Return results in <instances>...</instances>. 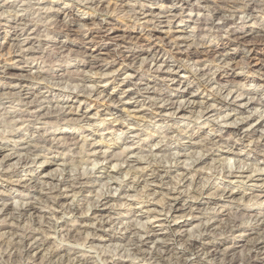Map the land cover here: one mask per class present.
Returning <instances> with one entry per match:
<instances>
[{
	"label": "clouds",
	"instance_id": "1",
	"mask_svg": "<svg viewBox=\"0 0 264 264\" xmlns=\"http://www.w3.org/2000/svg\"><path fill=\"white\" fill-rule=\"evenodd\" d=\"M0 264H264V0H0Z\"/></svg>",
	"mask_w": 264,
	"mask_h": 264
}]
</instances>
